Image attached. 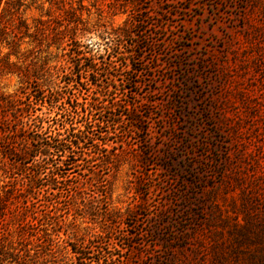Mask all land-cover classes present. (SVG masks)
<instances>
[{
    "label": "rangeland",
    "instance_id": "obj_1",
    "mask_svg": "<svg viewBox=\"0 0 264 264\" xmlns=\"http://www.w3.org/2000/svg\"><path fill=\"white\" fill-rule=\"evenodd\" d=\"M11 2L45 37L0 92L91 128L43 174L0 152V264H264V0Z\"/></svg>",
    "mask_w": 264,
    "mask_h": 264
},
{
    "label": "trees",
    "instance_id": "obj_2",
    "mask_svg": "<svg viewBox=\"0 0 264 264\" xmlns=\"http://www.w3.org/2000/svg\"><path fill=\"white\" fill-rule=\"evenodd\" d=\"M22 22L18 7L14 6L11 0H0V76L13 73L23 75L25 71H28L26 69L27 65L23 61L29 55L33 59L37 50H31L28 54L19 53L21 40L27 35L33 37V42L37 44L38 48L45 37L42 34L44 29H37L34 35L28 34V27L26 24H21ZM2 46L7 47L8 51L1 55ZM11 55H15L17 60H10ZM31 64L29 63V65ZM24 75L29 74L25 73ZM25 89L19 88L11 93L0 92V152L12 165L21 166L22 171L27 170L26 164L30 162L32 166L39 170L37 173L39 175L45 173V169L49 168V164H52L51 160L54 157H62L65 153L68 155L72 152L73 146L78 147L79 143L84 144L85 140L89 138L91 124L87 122L83 129L74 131L73 120H63L69 127L64 128L63 133L56 131L51 134L52 123L49 122L54 119L50 120L48 117L39 116L35 112L38 103L47 101L44 98L45 96H38L35 91L27 92ZM62 109L65 111L68 108ZM56 120L58 119L56 118ZM10 122L15 124L14 128H11L12 132L30 135L32 140L31 152L18 150L12 138L1 141L3 134L10 126ZM44 122H48L45 129ZM38 158H42L41 163L36 164ZM75 252L78 254L79 259H85L83 252Z\"/></svg>",
    "mask_w": 264,
    "mask_h": 264
}]
</instances>
